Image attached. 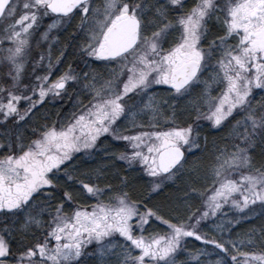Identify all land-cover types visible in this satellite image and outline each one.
<instances>
[{
  "label": "snow or ice",
  "instance_id": "obj_1",
  "mask_svg": "<svg viewBox=\"0 0 264 264\" xmlns=\"http://www.w3.org/2000/svg\"><path fill=\"white\" fill-rule=\"evenodd\" d=\"M5 20L0 264H178L189 237L217 258L197 249L184 264H264V229L259 252L255 230L233 239L264 217V0H0ZM69 48L108 75L64 70ZM116 160L152 178L147 195ZM167 181L183 182L176 203L200 198L186 219L152 203Z\"/></svg>",
  "mask_w": 264,
  "mask_h": 264
},
{
  "label": "rangeland",
  "instance_id": "obj_2",
  "mask_svg": "<svg viewBox=\"0 0 264 264\" xmlns=\"http://www.w3.org/2000/svg\"><path fill=\"white\" fill-rule=\"evenodd\" d=\"M21 2H23V0H21ZM185 2L188 3L189 5H191V3L193 2V0H185ZM95 3L97 5H102L103 0H95ZM218 4H219V6L221 8H224V7L227 6L228 0H218ZM22 11H23V9H21L20 12H18L17 18L19 16V14L22 13ZM10 22L11 21H9V20H5V21L0 22V31H2V29L5 26H7ZM213 23H215V20L213 21ZM77 24H79V20L78 19L73 22V27H75V25H77ZM69 31H70V29H69ZM83 39H84V37L81 38V40H83ZM62 47H63V45H62ZM43 50H44V46L43 45H41L40 47L34 46L33 47V53L32 54L35 56L38 52L43 51ZM73 52H74V49H72V48H69L67 50L66 55L68 56V59L66 60L65 64L62 66L64 70H66L67 64H72L73 67H77L78 66L77 67V71H79L80 69H85V70H89V71H91V70L94 69L97 73H102L104 76H107L108 75L109 69L102 67L101 66L102 65V62H98V61L97 62H93L91 68H85L84 63L81 60L77 59V56L74 55ZM29 74H31V69H29ZM205 78H207V76H205ZM166 87L167 86H164V85H157V86H155L156 94H157L158 97H164V96H166V93L163 91V89H165ZM214 94H218V92H215L214 91ZM194 95H196V94H194ZM257 99H259V97H257ZM137 100H139V97H137ZM64 103H65V106L68 107V106H70L71 101H66ZM50 109H52L51 108V105H49V108L46 110V112H51ZM207 110H208L207 109V106H202V111L207 112ZM54 111H61L62 112V110H60L59 108L53 110V112ZM44 114L45 113L42 112L40 115L43 116ZM53 119H55V115H53ZM163 123L164 122L162 121V124ZM200 123L202 125H209L210 122L208 120H206V119H202L200 121ZM102 139H104V138H102ZM108 140H110V142H113V140H111L110 137L108 138ZM115 142H118V143H121L122 144V146H120L121 147L120 152L126 150V142H124V141H114L113 143H115ZM107 145H109V144H107ZM109 149H111L110 148V145H109ZM128 150L130 151V149H128ZM78 155H82V154H78ZM96 161L97 160H88L87 163H88V165H90L91 163H93L92 165H95V164H97ZM118 161H120V160H118ZM121 162H122L123 165H125V168L127 170H130L128 168V165L124 161H121ZM135 169H136V171H138L141 174V176H143L142 171L139 170V165H136L135 166ZM85 170H88L87 167L85 168ZM143 177H145L147 180L152 179V178L146 177V176H143ZM169 182L170 181H167L166 183H169ZM192 202L193 203L195 202V205H196L195 208L200 207L201 206V203H202L201 200H200V198H197L196 200H194ZM255 207H257V209L259 208L258 205L255 206ZM186 217L187 216H184L182 218H185L186 219ZM256 219H259L260 220V222H258V224L257 223H253L251 225H248L249 222L255 221ZM255 224H257V226ZM240 226H241V230H243L245 228H254L256 230V232H258L257 229H256L258 226H259L258 227L259 230L264 229V217H262L259 214V212H257L256 214H254L252 216L251 219L241 220V222L235 226L233 239H240L243 236V234L237 233V229H240ZM146 227H148V226H146ZM155 227H157V229H155ZM161 228L162 227L161 226H158V222H157V223L151 225V227L149 228V231H152V230L159 231V230H161ZM203 231L204 232H207L210 236L213 235V234H216L217 236L219 235V233H217L216 230L214 228H212L210 221L208 222V227L207 228H204ZM259 237H260V235H259ZM186 241H187V243H186L185 250L180 254L179 259H178V264H184V260L189 256V253L195 252L197 249H204V248H206L207 251H209L211 253V255L201 256L200 257L201 260H204V261H212V260H215L217 258L216 252H218V250H213V248H212L211 245L205 246L200 241H196L194 238H191V237L186 238ZM247 250L259 252L260 245L256 242V247L255 248H249Z\"/></svg>",
  "mask_w": 264,
  "mask_h": 264
},
{
  "label": "trees",
  "instance_id": "obj_3",
  "mask_svg": "<svg viewBox=\"0 0 264 264\" xmlns=\"http://www.w3.org/2000/svg\"><path fill=\"white\" fill-rule=\"evenodd\" d=\"M51 112H53L52 109H50ZM190 119L189 116L187 115H178V118L176 120V123L183 125L184 123H186L188 120ZM205 131H208V129H205ZM216 139L218 140L219 137H216ZM110 145V148L112 151L119 153L120 149L122 146L121 143L118 142H110V140H108ZM109 145H106L109 148ZM209 147H211V138H210V143H209ZM97 162V161H96ZM93 163H91L90 165H92ZM115 165L116 167L113 168V171H124L127 170L125 168V165L122 164L121 161L116 160L115 161ZM130 173V178L133 180H140V183L136 184L135 186V191H134V195L136 196H140L141 193H144L145 195H147V190L150 189V185L144 183V181H146L147 179L143 176H141V174L136 171V170H128ZM111 175V174H110ZM143 177V179L141 180L140 178ZM183 186V182H181V185H177L176 183H174L173 181H170L169 183H166L160 191V195L152 201L153 204L159 206L161 208V210L166 214L169 215L173 218H182L184 216H187L189 214V212H195V202L191 204V208L189 209L188 206H185L183 204H178L176 203L177 200V195H178V187ZM154 196L156 195L155 193L153 194ZM260 222L259 219H256L255 221H251L248 223V225H251L253 223H257ZM257 224H255L257 226ZM246 226V225H245ZM162 227V226H161ZM259 227V226H258ZM256 228L258 232H256V230L254 228H245L243 230H241V226L240 229H237V233L240 234H244L251 232L253 230H255V239L256 242L260 245L261 241L259 239V235H260V230L259 228ZM155 229H157V227H155ZM242 236V237H243ZM19 238V237H18ZM39 239H43V235L40 234L39 235ZM35 241L33 239H31V237H29L28 239L24 240L25 244H31L34 243ZM15 243V242H14Z\"/></svg>",
  "mask_w": 264,
  "mask_h": 264
}]
</instances>
